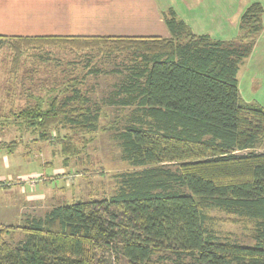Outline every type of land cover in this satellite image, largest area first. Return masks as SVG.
<instances>
[{
    "label": "trees",
    "instance_id": "1",
    "mask_svg": "<svg viewBox=\"0 0 264 264\" xmlns=\"http://www.w3.org/2000/svg\"><path fill=\"white\" fill-rule=\"evenodd\" d=\"M263 12L261 1L248 4L233 39L194 32L172 6L162 11L170 37L5 38L14 71L29 49L47 45L130 55L102 103L129 109L115 137L134 169L116 175L109 196L75 199L29 218L18 239L5 236L12 228L1 229L0 264H109L113 254L127 264H264V150H256L264 148V105L242 98L238 78L264 28ZM79 81L62 89H72L63 98L39 96L7 115L35 140L52 141L54 126H70L72 134L59 140L66 164L78 134L97 131L101 118V106L92 105ZM0 148L14 152L19 144L0 139ZM214 208L251 224L255 242L220 238L210 226Z\"/></svg>",
    "mask_w": 264,
    "mask_h": 264
},
{
    "label": "rangeland",
    "instance_id": "2",
    "mask_svg": "<svg viewBox=\"0 0 264 264\" xmlns=\"http://www.w3.org/2000/svg\"><path fill=\"white\" fill-rule=\"evenodd\" d=\"M159 1L161 4L162 2L166 4L168 0ZM169 1L178 15L191 20L192 25L196 24L199 27L198 30L222 39H233L238 36L240 15L248 4L261 1L264 5V0ZM216 5H219L218 12H216ZM163 6L166 9L170 5ZM262 17L264 23V12ZM198 30L197 33H199ZM10 56L11 61L12 50ZM129 60L130 55L126 52L105 55L90 49L77 50L70 46L47 45L42 49L39 47L29 49L22 57L17 71L12 69L11 62L10 66H0V79H5L6 74H10L13 78L9 82L10 97L5 98L7 105L0 104V114L6 115L0 117V122L2 121V125H5L4 128L0 127V134L6 140L15 139L19 144L15 154L10 156L9 167L7 166L13 173L10 176L12 181H25L28 175H18L20 171L27 170L33 171L30 175L34 177L53 178L51 184L46 185L50 194V197L46 195L48 197L46 202H50L52 206L79 198L87 200L101 198L116 191L118 187L116 175L134 169L123 159L115 137L117 128L122 127L124 123L122 118L129 112V109L104 105L102 98L108 96L113 89V84L119 81L120 75L116 69L124 67ZM91 68H99L100 72L90 73ZM74 78L80 79L79 87L91 97L92 105L101 106V118L97 131L86 133L84 136L78 134L80 137L76 139L75 151L66 164L59 140L63 136L67 137L72 134L73 129L70 126H63L64 124L54 126L52 141L35 140L38 136L36 133L31 132V129L20 128L12 118L8 119L7 115L10 111H18L27 105L35 104L39 96L47 99L51 95L63 98L71 94L72 89L67 92L61 91L67 89L73 83ZM238 78L242 98L264 105V28L257 36L252 52L240 64ZM2 83L7 86L5 80H0V94L4 91ZM0 98L1 101L3 97L0 96ZM30 150L32 154L25 159V154ZM256 150L263 151L264 148ZM170 166L175 168V164L171 163ZM34 177L28 178L27 181L36 180L37 178ZM54 201L55 203H52ZM44 208H40V211ZM208 212L215 219L210 226L217 231L220 238L232 239L247 245L255 242L251 224L237 221L226 212L216 208ZM24 224L25 222L19 225L15 223L9 227L0 225V230L12 228L5 236L9 238L13 235L14 239H18L24 232L22 230ZM109 264H127V262L121 254L118 257L113 254Z\"/></svg>",
    "mask_w": 264,
    "mask_h": 264
},
{
    "label": "crops",
    "instance_id": "3",
    "mask_svg": "<svg viewBox=\"0 0 264 264\" xmlns=\"http://www.w3.org/2000/svg\"><path fill=\"white\" fill-rule=\"evenodd\" d=\"M163 5L172 4L169 0L166 4H161L159 0H0V66H10L11 49L5 38L11 36L57 34L170 37L171 32L162 14L165 9ZM218 6L216 5V12ZM183 18L197 33L199 27ZM198 31L201 33L203 30ZM5 77L2 79L7 82V86L2 83L4 91L0 94L3 97L0 104L3 106L7 105L5 98L10 97L9 82L13 80L10 74ZM2 79L0 80L3 81ZM2 123L0 122V127L4 128ZM0 136L1 140L5 139L1 134ZM14 154L15 151L8 152L0 148V225L8 227L26 222L33 216H43L54 206L46 202L50 197L46 185L51 184L46 176L34 177L30 175L33 171L27 170L20 171V175H17H28L27 179L37 178L34 183L27 179L20 182L10 179L13 173L8 167L10 156ZM31 154L30 150L24 158L28 159ZM43 207L44 210L40 211Z\"/></svg>",
    "mask_w": 264,
    "mask_h": 264
},
{
    "label": "built area",
    "instance_id": "4",
    "mask_svg": "<svg viewBox=\"0 0 264 264\" xmlns=\"http://www.w3.org/2000/svg\"><path fill=\"white\" fill-rule=\"evenodd\" d=\"M36 180L35 179H30V182L31 183H34Z\"/></svg>",
    "mask_w": 264,
    "mask_h": 264
}]
</instances>
